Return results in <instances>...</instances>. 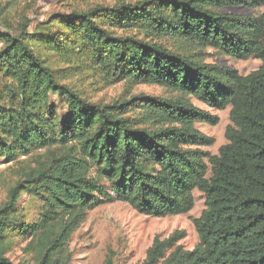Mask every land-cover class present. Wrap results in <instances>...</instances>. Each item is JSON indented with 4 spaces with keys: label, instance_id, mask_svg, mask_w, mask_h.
I'll return each mask as SVG.
<instances>
[{
    "label": "trees",
    "instance_id": "16d2710c",
    "mask_svg": "<svg viewBox=\"0 0 264 264\" xmlns=\"http://www.w3.org/2000/svg\"><path fill=\"white\" fill-rule=\"evenodd\" d=\"M71 1L70 13L37 32L0 30V161L48 154L0 207V264H16L5 256L11 237L28 229L37 234L36 264H70L72 235L101 205L181 216L193 210L196 191L206 199L195 221L199 244L186 250L181 233L155 239L143 264H264V11L244 17L222 11L257 9L264 0ZM165 39L236 61L255 58L261 67L243 76L205 63L192 49L173 50ZM40 45L110 85L158 86L180 97L93 102L58 81L57 70L36 53ZM52 96L64 97L67 118ZM185 97L231 109L228 143L218 155L202 149L213 139L197 128L216 117ZM21 193L43 204L32 226L17 215Z\"/></svg>",
    "mask_w": 264,
    "mask_h": 264
},
{
    "label": "rangeland",
    "instance_id": "374dc122",
    "mask_svg": "<svg viewBox=\"0 0 264 264\" xmlns=\"http://www.w3.org/2000/svg\"><path fill=\"white\" fill-rule=\"evenodd\" d=\"M82 1L81 4L85 6L95 3L114 6L118 2L138 0ZM73 6L75 3L71 0H0V30L11 29L18 33L23 28H28L30 33H34L39 30V24L49 22L57 14L70 13ZM222 11L241 17L258 16L264 11V7L251 10L226 8ZM56 24L55 22L54 25ZM163 43L176 51L189 52L188 50L192 49L190 51L200 55L205 63L230 68L243 76L261 67V62L255 58L236 61L213 48L193 49L178 44L174 39H165ZM35 50L50 68L57 70L58 81L61 84L80 90L93 102L110 103L120 99L129 100L132 96L141 94L164 99L180 97V94L158 86H137L127 82L110 85L94 70L86 72L81 68L76 70L73 62L66 63L55 51L46 49L43 45L36 47ZM184 99L216 117L213 124L200 123L197 128L213 139L211 146L202 149L212 155H218L220 149L228 143L226 130L231 125V109L216 110L197 99L191 97ZM51 102L57 106L58 114L62 119L69 116V108L63 96H52ZM133 114L143 120L139 110ZM47 155L46 151H35L30 157L21 158L16 163L0 161V207L9 202L10 191L24 180L25 171L35 167L36 162L43 160ZM194 195L195 206L190 213L166 218L142 215L127 203L114 202L101 205L87 215L86 220L72 235L68 244V251L71 254L70 264H143L147 251L155 239L163 241L179 233L183 238L178 244L186 250H193L200 242L195 221L206 209L205 196L198 191ZM16 210L20 220L32 226L40 220L43 204L28 193H21ZM36 240L37 234L31 229L23 234H15L11 237L5 256L16 264H36Z\"/></svg>",
    "mask_w": 264,
    "mask_h": 264
}]
</instances>
